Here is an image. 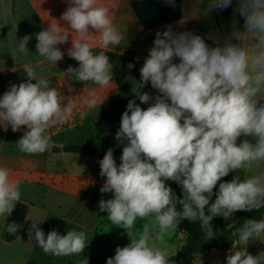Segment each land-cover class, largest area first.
I'll list each match as a JSON object with an SVG mask.
<instances>
[{
	"label": "clouds",
	"instance_id": "obj_1",
	"mask_svg": "<svg viewBox=\"0 0 264 264\" xmlns=\"http://www.w3.org/2000/svg\"><path fill=\"white\" fill-rule=\"evenodd\" d=\"M168 3L174 4V0ZM67 4L61 20L68 27L56 23L40 31L37 54L55 67L64 56L57 45L75 34L79 40L72 38L67 55L79 66L67 71L78 83L91 82L99 89L117 87L109 56L94 54L91 41L98 36L100 47L118 46L126 39V29L114 25L110 7L98 0H67ZM231 4L232 0H208L207 11ZM237 5L234 12L243 17V30L234 23L231 37L223 42L209 37L215 47L189 31L175 32L170 26L158 31L139 70V81L132 80V95L149 106L142 109L134 99L128 100L114 137L122 145L120 163L117 165L112 148L98 162L99 175L105 179L99 191L112 194L98 202L99 212L107 214L111 225L124 229L130 241L117 246L106 264H171L169 258L175 251L170 255L169 248L158 243L169 230L178 229L184 220L198 222L204 240H210L216 235L212 227L216 217L232 221L226 224L235 238L225 256L226 264H264V253L253 256L247 251L250 241L264 238V218L246 219L239 227L232 219L238 211L264 208V172L248 174L264 163V0H237ZM30 39L29 35L20 39L21 51L28 52ZM133 67V63L127 64L129 70ZM22 68L27 80L12 84L0 96V128L7 131L10 127L15 133L23 126L26 130L17 142L18 150L44 154L57 147L48 129L70 120L73 105L62 103L61 92L51 86L50 78L28 65ZM149 83L158 95L143 91ZM98 102L96 90L82 99L87 107ZM241 137H252L255 143L248 139L237 143ZM241 171L243 179L234 175L230 181L222 180ZM167 181L181 188V197ZM20 200L19 182L7 167H0V218L11 235L24 227L6 223ZM149 217H154L158 230H138L137 222ZM26 220L31 221L29 241L34 240L45 254L81 256L89 244L84 231L69 230L61 235L53 229L45 235L38 227L44 222L39 214ZM80 264H88L87 258Z\"/></svg>",
	"mask_w": 264,
	"mask_h": 264
},
{
	"label": "rangeland",
	"instance_id": "obj_2",
	"mask_svg": "<svg viewBox=\"0 0 264 264\" xmlns=\"http://www.w3.org/2000/svg\"><path fill=\"white\" fill-rule=\"evenodd\" d=\"M196 0H183V5L187 9L193 6ZM27 11V16L25 17L24 12ZM32 17L29 12L28 4L24 0H0V96L7 90H9L12 84H19L27 80L26 73L22 68L28 65L37 72L38 75L50 78L51 86L57 88L62 95V103L71 102L73 105V115L72 118L63 124H57L48 129V133L54 144H68L71 142L75 143H98L101 146L109 149L112 148L113 152L118 156L122 154V145H118L113 142L114 133L103 132L97 133L101 136L100 142H96L93 139L92 132H87L84 128L80 126L83 119L94 120L95 117H83L81 115L82 108L87 107L82 104V99L88 96L89 91L96 90L100 96V100L105 97V94L112 95L115 93L117 95L114 87L109 89H99L98 86L88 82L78 83L75 81V77L71 72L67 70L69 67L77 68L78 62L70 58L68 55L57 62L55 67L45 60L38 64H33L36 60L43 59L37 54L36 51V35L44 30V28L37 24L35 20L32 22ZM27 22V23H24ZM29 23V24H28ZM30 26V29L28 28ZM25 35L31 36L30 41L26 45L27 51L24 52L19 49L18 43ZM35 83V81H32ZM98 102L96 105L103 107V104ZM96 107V106H94ZM107 117H100L104 119ZM91 155H84L75 152H58L54 160V167L56 174H69V180L71 184V189L82 188L86 193V213L78 215L73 209L68 210V204L66 198L68 195L62 193L61 190H51L49 191L46 200L43 199V195L39 196L43 204L53 212L60 214L53 215L48 214V216H56L61 218V221L66 223L58 224L57 231L59 234H65V231L76 230L84 231L86 233L87 240L89 241L88 246L85 251L79 255L73 256H53L50 254H45L43 250L35 245L32 253L22 256L18 252L19 248H23V244H18L14 246L8 242L2 241L0 244V264H26L29 259H33L42 264H80L81 259L87 258L88 264H106V260L115 255V249L117 246L123 247L130 243L125 230L115 227L107 221L106 213L99 212L98 202L101 199L112 198L111 193L102 194L99 186L92 187L93 175L96 177H101L99 175V160L93 158ZM53 164V162H52ZM8 169H10L8 167ZM14 175V171L10 170ZM264 172V163L257 165L249 171V175H257ZM234 175L240 176L243 179L244 173L234 172ZM232 174L228 181L232 179ZM58 178V175L56 176ZM96 179V181H101L102 179ZM59 180V178H58ZM55 180V184L58 181ZM178 197L180 194L177 190L168 184ZM92 187V188H91ZM96 190L94 194L92 191ZM65 197V202L63 199ZM38 199V200H39ZM52 199V200H51ZM72 205V203H71ZM74 211V212H73ZM66 214V215H65ZM65 216V217H64ZM64 217V218H63ZM66 218V219H65ZM139 230L141 227H148L153 232L158 229L154 224V217H149L145 221L137 222L136 225ZM53 230V229H52ZM62 230V231H61ZM51 231L50 228L44 229L45 235ZM185 241V231L181 229L169 230L168 234L165 236L164 241L158 242L160 247L169 248L170 255L173 251H177ZM208 251L219 252L218 249H211ZM209 252L204 253L201 259L209 257ZM28 260L26 261V259Z\"/></svg>",
	"mask_w": 264,
	"mask_h": 264
},
{
	"label": "crops",
	"instance_id": "obj_3",
	"mask_svg": "<svg viewBox=\"0 0 264 264\" xmlns=\"http://www.w3.org/2000/svg\"><path fill=\"white\" fill-rule=\"evenodd\" d=\"M24 1L28 4L29 12L33 18L32 22L35 20L37 24H40L44 28V30L48 27L55 26L56 23L59 27H68L66 22L61 20L62 13L68 7L67 0ZM131 1L133 0H98L101 5L110 7L114 25L121 31L126 29V39L122 40L118 46L110 45L105 49L99 46V37L95 36L91 41L93 42L92 50L94 54H98L103 51H110L134 58L144 63L148 50L153 46V40L155 39L156 33L158 31H165L169 26L175 32L189 31L195 35H200L204 38L209 47L216 46L213 43V40L209 37L219 38L221 42H223L225 38L231 37L234 23L236 28L241 31L244 27L243 17H241L237 12H234V9L238 6L237 0H232V4L228 9H213L212 11H207L208 0H202V2L199 3L196 0V3L189 9L184 7L183 0H181L183 14L180 18L150 29H145L142 26L138 16L130 5ZM24 15L25 17L27 16V11L24 12ZM28 28L30 29V26ZM72 38L74 41L79 40L78 36L72 34V36L69 35L67 43L57 45V47L64 53V60L65 56H67V50L72 46ZM232 42L237 43L235 40ZM45 60V58L39 59L33 62V64H38L40 62H44ZM173 62L178 63L179 60L174 59ZM114 82L116 84L115 79ZM114 89L117 92V95H115V93L112 95L105 94V97L100 100V104H103V107L100 109L97 105H95L96 107L82 108L81 115L83 117H95V119L91 120L89 118H84L83 122L80 123V126L87 132H92L90 135L94 136L93 139L96 142H100L101 140V136L97 135V133L110 132L114 133L115 136V133L119 129L121 115L126 110V105L118 91V88L114 87ZM100 117L107 118L100 119ZM25 130L26 129L22 126L20 131L13 133L10 127L7 131L0 128V167H9V170H13L15 172L14 175H12V178L19 182L21 200L28 204V212L22 223L24 227L20 229L14 240L5 242L13 244L16 247H18V244L22 243L23 248L18 247V252L22 254L23 257L27 255L26 253H32L33 250H31V247L34 248L36 245L34 240L29 241L28 239L27 232L31 221L26 219L34 214H39L41 220H44V222L38 225V227L44 231V224L48 214L61 216L60 214L53 212V210H50L46 204L45 206L41 204L42 200L39 199V196L43 195V199L46 200L50 189L61 190L62 193L68 195V198H66L68 204L67 212H69L71 208L78 215H81L82 213H86L85 198L87 193L84 192V189L82 188L71 189L70 181L67 180L69 179V174H56L54 160L58 152L51 150L50 152H46L44 154L29 155L18 150L17 142ZM47 134L49 135L48 131ZM243 139H248L249 142L255 143V139L252 137H241L238 139L237 143ZM113 142L116 141L114 140ZM55 145L64 146L65 143ZM96 159L99 160L98 158ZM10 172L13 173L12 171ZM57 175L59 180L56 178ZM56 179L58 180L57 184H55ZM96 179H98V177L93 175L92 187L96 188V186H99L101 188L105 179L103 177H99V179L102 180L100 182H95ZM95 192L96 190H93L92 194ZM63 202H65V197ZM4 224V219L0 218V233ZM2 241L4 240L0 237V244H2ZM231 247L232 245L227 249L209 248L197 258L194 264H226L225 256ZM211 249H218L220 251H208ZM247 251L253 256L264 253V238H262V241H250L247 245ZM206 252H209V257L207 256L204 259H201V256H203ZM27 260L28 258L26 261Z\"/></svg>",
	"mask_w": 264,
	"mask_h": 264
},
{
	"label": "trees",
	"instance_id": "obj_4",
	"mask_svg": "<svg viewBox=\"0 0 264 264\" xmlns=\"http://www.w3.org/2000/svg\"><path fill=\"white\" fill-rule=\"evenodd\" d=\"M130 5L145 29H150L158 25L176 20L183 14L181 0H174V4L168 3V0H133L130 2ZM103 52H105L106 55L109 56L110 62L113 64V77L116 81L118 91L125 105L127 106L128 100L134 99L136 104H139L142 109H146L149 105L141 104L140 101L136 99L130 91L131 84L133 83L132 80L134 79L136 81H139L140 79L139 70L142 67L143 62L118 53L110 51ZM128 63L134 64V67L131 70L127 68ZM143 91L149 92L152 96L158 95L156 90L151 88L150 83L145 85ZM56 146L57 147H54L52 149L54 152H75L84 155H91L98 158L99 160L103 158L105 152L108 150L107 148L94 142H71L65 144L62 149L60 146ZM113 154L116 159L117 165H119L120 156H118L114 152ZM231 174L232 173H230L229 176L222 178V180L228 181ZM166 183L170 184L174 188V190H177L180 194L181 188L175 182L167 181ZM214 199L215 197H213V200ZM177 208L179 210L180 206L177 205ZM27 212L28 204L20 200V202L17 203L11 216L7 218L6 223L15 222L17 224H22ZM261 218H264V208L260 209L259 211L253 210L251 212L238 211L232 217V219L236 221L237 227L242 225V223L246 219L259 220ZM61 220V218H58L56 216H48L44 224V229L47 226V228H50V230H57L58 227L56 222L60 221V223L58 224H62V226L63 223H66ZM231 222V220L226 221L221 217L214 218L212 221V227L216 235L210 240H204V234L201 231L198 222L192 223L187 220L182 221L179 224L178 228L185 231V241L182 246L175 252V255L169 258L171 264H194L197 258L209 248H229L232 245L233 240L235 239L234 237L230 236L231 230L226 228V224ZM5 227L6 225L4 224L0 233L1 239L8 242L14 240L20 230H18L15 235H11L5 230ZM66 232L67 231H65V233ZM62 234L64 233L62 232ZM26 264L42 263H39L33 259H29Z\"/></svg>",
	"mask_w": 264,
	"mask_h": 264
},
{
	"label": "built area",
	"instance_id": "obj_5",
	"mask_svg": "<svg viewBox=\"0 0 264 264\" xmlns=\"http://www.w3.org/2000/svg\"><path fill=\"white\" fill-rule=\"evenodd\" d=\"M231 6V5H230ZM230 6L228 7V8H230ZM228 8H226V9H228Z\"/></svg>",
	"mask_w": 264,
	"mask_h": 264
}]
</instances>
